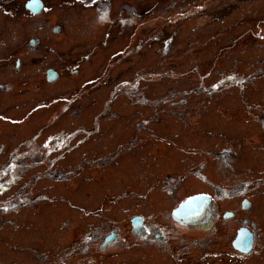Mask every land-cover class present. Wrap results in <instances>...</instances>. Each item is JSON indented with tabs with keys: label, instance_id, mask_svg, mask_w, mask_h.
I'll return each instance as SVG.
<instances>
[{
	"label": "rangeland",
	"instance_id": "obj_1",
	"mask_svg": "<svg viewBox=\"0 0 264 264\" xmlns=\"http://www.w3.org/2000/svg\"><path fill=\"white\" fill-rule=\"evenodd\" d=\"M26 1L0 0V144H6L0 150V207L16 206L27 195L46 197L0 212V264H255L224 261V247L214 237L209 254L189 249V241L205 240L196 237L204 232L189 228L172 233L166 246H143L126 220L156 210L142 201V185L150 180L142 169L154 160L148 147L162 143L175 150L171 168L196 166L223 132L221 110H243L264 126V0H41V12ZM50 65L59 70L57 80L45 79ZM230 71L246 83L223 86ZM61 131L71 132L67 145L73 149L64 145L30 167L12 162L13 145L22 157L27 141L63 142ZM247 141L253 152L263 150V141ZM126 158H133L127 168ZM251 162L264 169V154ZM212 165L221 166L216 159ZM49 171L61 175L50 177ZM83 182L105 193H90ZM230 205L220 203L221 209ZM156 213L152 220H159ZM100 226L101 232L117 228L125 241L119 238L96 258L97 250H90L87 259L79 243ZM262 242L254 253L257 264H264V237Z\"/></svg>",
	"mask_w": 264,
	"mask_h": 264
},
{
	"label": "flooded vegetation",
	"instance_id": "obj_2",
	"mask_svg": "<svg viewBox=\"0 0 264 264\" xmlns=\"http://www.w3.org/2000/svg\"><path fill=\"white\" fill-rule=\"evenodd\" d=\"M36 42V39L33 40V42L30 41V43L34 44ZM20 63L19 56H17V60L14 64L15 69H19ZM45 71V79L54 81L59 78L57 72L59 70L55 66H47ZM234 73L232 71L225 73L222 76L220 83L224 86V83L226 82L227 85H233V87L237 84L240 85V83H246V77L244 75H235ZM254 79L255 78H252L251 80ZM0 86H2L1 83ZM215 89L216 87L213 88V91ZM203 90L209 92V90L205 88H203ZM64 98L65 94L59 97V99L62 100H64ZM253 111L254 110H251L249 112L251 117H253L252 119L255 121V119H258V114ZM241 112H243V110H221L220 116L222 117L223 132L219 133L217 139L212 141L214 142L210 146V148L214 146L212 152L208 153L203 149V152L205 151L206 154L203 156L204 160L199 163V165L197 164L194 166V163H192L184 165L179 169L171 168V166L175 165V150L166 148L162 143H154L147 148L146 151L150 154L152 153L154 160L150 163V169H142V173L148 172L150 174L146 175L149 176L150 180H148L145 185H142V201H145L149 206L155 205V212H157L156 214H159V220L154 218L153 220L151 219V215L155 213L152 211H148V214L142 212V217L139 219L138 226L135 224L138 219H133L132 216L140 215L139 212H135L133 215L129 214L126 220V223L130 228V233L132 231L133 233L131 234L133 236H142L141 241L143 246H152L151 244H161L166 246L172 233L184 231L189 228L204 232L203 235H196V237L203 236L200 239L205 238V240L199 242H196L198 239L189 241V249H195L197 246L200 247L203 254H209L208 243L212 241V238L214 237L215 239H220L219 245L224 247V261L237 262L246 260V262H249L255 260V264L258 263L257 258H259V256L255 257L254 253L256 252L257 254L259 247H263L264 176L262 173L264 172V169H256V165L251 162V160L252 157L253 159H257L258 155L263 156L264 146H260L263 150H255L253 152L250 148V142L247 140L254 139L255 142H264V126L259 127L260 124L258 122L251 121L249 116L243 115ZM115 114L116 113H110L112 116H115ZM246 118L249 119V123L243 121ZM211 119L213 120L212 125L215 127L216 120L211 117L207 118L210 123ZM137 127L141 128L139 125ZM77 130L82 131L80 128H77ZM59 136L63 142L50 141L48 143L45 142L40 144L34 142V140L27 141L24 144V147H26L24 148L25 155L22 157L19 156L18 152L20 146L13 145L12 162L17 166L22 164L21 167H24L25 165L26 167H30L31 163H45V160L49 159L51 151L55 152V149L57 148L65 149L63 146L67 145L71 132L61 131ZM198 136L201 137L202 135ZM124 139H126V136ZM82 140L83 137L80 138L79 143H81ZM241 140H243V142H241ZM77 145L78 143L75 144V147ZM67 146L70 149L74 148L69 145ZM245 146H248V149H246ZM5 147L6 144L2 142L0 144V150H3ZM105 147L108 149L110 148L107 145H105ZM247 155L252 157H248ZM110 157V155L107 156V158ZM215 159L216 161H219L221 166L216 167L212 165V162ZM132 162L133 158H126L123 161V166L127 168ZM143 162L146 164L148 160ZM263 166L264 164L261 167ZM78 167L79 165L76 166V168ZM169 169H173V175L167 176L166 178L164 177V180H161L162 182L158 180L157 177L155 179L151 178V174H163ZM188 172H190L192 176L188 177ZM93 174L96 175V172L93 171ZM60 175V171L48 172V176L50 177L53 176L59 178ZM83 183L90 193H92L91 191H93V193H105L102 187H100L98 191L94 188L95 184ZM127 184L130 185V183ZM81 187L82 185L79 183L77 191L80 193L83 192ZM27 192L37 193V191L33 192V190H27ZM162 192L166 194L163 195V197L160 195ZM16 193H22V191L19 190L16 191ZM40 193L47 192L43 191ZM55 193L65 192L57 191ZM133 193H138V191L134 190ZM254 194L259 195L254 198ZM177 196L180 197L177 198ZM43 197L46 196H39L37 198H30L28 195L23 196L19 200L16 199V206L10 204L8 207H0V212H7L15 208H17L15 211H19L23 206L33 205L36 200ZM192 199H194V202L190 206L191 213H186L187 218L190 220H181L179 217L183 215L182 213H179L176 217L174 215L175 209L180 207L182 203ZM93 201L97 202L95 199H93ZM195 201H198L199 204H196ZM98 203L100 204L98 207L102 208V202L98 201ZM220 203L221 205H232L221 209L222 206H220ZM50 207L51 205L44 207V209L51 210ZM252 212L254 217L249 215V213ZM162 213L165 214L163 217ZM161 219L163 220L162 222H160ZM46 224H48V220ZM74 224L75 222L73 225ZM139 226L141 227V231L137 233L134 232V228ZM102 228L100 226L98 230L90 229L94 237L89 241H85L84 238H82V241L79 243L80 246L83 247L85 251L84 256L87 257V259H89L90 250H97L93 255L94 258H96V256H100L101 252L104 254L105 250L107 251L110 247L114 248V246L119 243V238L123 243L125 241L119 236L117 228L112 231L109 226H106L104 227V231L101 232ZM178 238L183 242L185 241L186 236L180 234ZM127 244H129V242ZM128 251L132 252L133 249H129ZM221 251L223 250H216L215 254H219ZM39 256L41 257V255ZM253 257L255 258L251 259ZM46 264L58 263L53 261Z\"/></svg>",
	"mask_w": 264,
	"mask_h": 264
},
{
	"label": "water",
	"instance_id": "obj_3",
	"mask_svg": "<svg viewBox=\"0 0 264 264\" xmlns=\"http://www.w3.org/2000/svg\"><path fill=\"white\" fill-rule=\"evenodd\" d=\"M25 6L26 7H28V8H30L31 9V11H34V12H40L41 10H42V8H43V3H42V1L41 0H35V2H33V0H27L26 2H25ZM59 29V27H57L55 30H58ZM32 42H33V40H31ZM55 76V75H54ZM53 76V77H54ZM196 200H198V199H196ZM194 202V199H192V200H190V201H187V202H185V203H182L181 205H180V207H178V208H176L175 209V211L176 212H179V213H182L183 215L182 216H180L179 218L181 219V220H190V219H188L187 218V215H186V213H191L190 212V206H191V204ZM195 203L196 204H199V202L198 201H195ZM177 217V216H176ZM135 224H136V226L139 224L138 223V221H136L135 222ZM135 229V228H134Z\"/></svg>",
	"mask_w": 264,
	"mask_h": 264
},
{
	"label": "bare ground",
	"instance_id": "obj_4",
	"mask_svg": "<svg viewBox=\"0 0 264 264\" xmlns=\"http://www.w3.org/2000/svg\"><path fill=\"white\" fill-rule=\"evenodd\" d=\"M178 214H179V212H176V211L174 212V215H175V216H178Z\"/></svg>",
	"mask_w": 264,
	"mask_h": 264
},
{
	"label": "snow or ice",
	"instance_id": "obj_5",
	"mask_svg": "<svg viewBox=\"0 0 264 264\" xmlns=\"http://www.w3.org/2000/svg\"><path fill=\"white\" fill-rule=\"evenodd\" d=\"M33 2H35V0H33Z\"/></svg>",
	"mask_w": 264,
	"mask_h": 264
}]
</instances>
